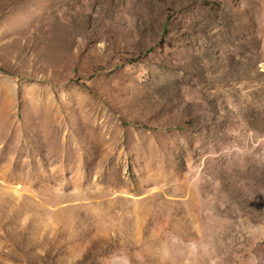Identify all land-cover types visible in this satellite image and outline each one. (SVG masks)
<instances>
[{
	"label": "rangeland",
	"instance_id": "obj_1",
	"mask_svg": "<svg viewBox=\"0 0 264 264\" xmlns=\"http://www.w3.org/2000/svg\"><path fill=\"white\" fill-rule=\"evenodd\" d=\"M0 264H264V0H0Z\"/></svg>",
	"mask_w": 264,
	"mask_h": 264
}]
</instances>
